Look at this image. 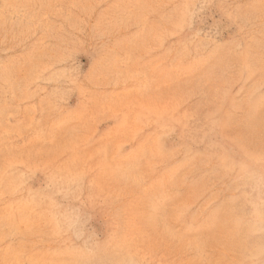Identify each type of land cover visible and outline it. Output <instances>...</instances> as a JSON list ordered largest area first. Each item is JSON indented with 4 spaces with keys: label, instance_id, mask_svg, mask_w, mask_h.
Instances as JSON below:
<instances>
[{
    "label": "rangeland",
    "instance_id": "374dc122",
    "mask_svg": "<svg viewBox=\"0 0 264 264\" xmlns=\"http://www.w3.org/2000/svg\"><path fill=\"white\" fill-rule=\"evenodd\" d=\"M0 264H264V0H0Z\"/></svg>",
    "mask_w": 264,
    "mask_h": 264
}]
</instances>
